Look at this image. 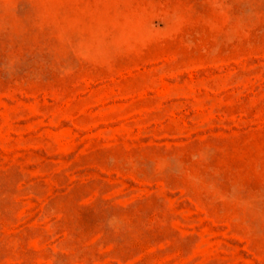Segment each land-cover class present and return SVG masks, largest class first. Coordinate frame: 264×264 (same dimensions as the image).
<instances>
[{
  "label": "rangeland",
  "instance_id": "1",
  "mask_svg": "<svg viewBox=\"0 0 264 264\" xmlns=\"http://www.w3.org/2000/svg\"><path fill=\"white\" fill-rule=\"evenodd\" d=\"M0 264H264V0H0Z\"/></svg>",
  "mask_w": 264,
  "mask_h": 264
}]
</instances>
